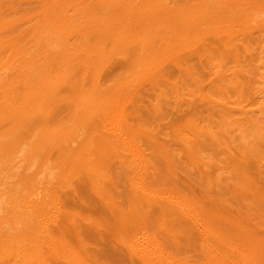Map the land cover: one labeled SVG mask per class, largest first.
Listing matches in <instances>:
<instances>
[{"label":"rangeland","instance_id":"rangeland-1","mask_svg":"<svg viewBox=\"0 0 264 264\" xmlns=\"http://www.w3.org/2000/svg\"><path fill=\"white\" fill-rule=\"evenodd\" d=\"M207 1L169 0L168 10L189 18ZM249 1L264 8V0ZM53 2L0 0V20L8 23L0 32V48L10 37L21 44L30 41L37 33L35 23ZM89 3L60 4L73 13ZM211 27L195 47L165 61L158 79L142 81L124 108L120 141L138 149L146 166L128 151L118 153L108 146L117 137L103 128V133L96 129L53 149L40 161L25 159L34 140L72 122L79 72L60 85L44 111L5 121L1 131H9V136L0 153V183L11 184L10 191H0V202L7 200L5 211L13 212L28 189L36 192L35 214L48 219L56 239L84 249L91 264H140L127 244L140 249L146 241L151 242L150 256L155 254L152 264H214L222 257L213 255L211 233L243 224L264 238V205L254 198L257 193L264 196V27L246 21ZM199 33L193 29L189 35L193 39ZM137 52L150 54L136 44L126 60L116 59L104 69L103 96L117 82L130 79ZM57 72L46 73L50 77ZM71 147L86 157L84 166L91 161L99 169L96 178L82 163L78 169L60 167L72 160ZM98 187L107 196L97 193ZM169 231H175L174 238ZM187 234L193 239L196 235V242L188 243ZM44 250L49 251L47 246ZM246 261L259 264L249 257ZM226 264L238 263L230 258Z\"/></svg>","mask_w":264,"mask_h":264},{"label":"bare ground","instance_id":"bare-ground-1","mask_svg":"<svg viewBox=\"0 0 264 264\" xmlns=\"http://www.w3.org/2000/svg\"><path fill=\"white\" fill-rule=\"evenodd\" d=\"M61 2L62 0H54L48 6L49 13L45 11L46 14L39 17L35 23L37 33L30 41L21 44L10 37L0 48V131L4 129L5 121L24 117L27 119L32 114L44 111L52 103V97L58 94L60 85L71 82L77 72L81 73L76 90L79 94L72 98L77 99L73 100L75 109L72 122L60 127L51 136L46 133L32 142L25 159L33 158L34 162L46 157L53 149L62 148L67 142L73 144L78 138L89 136L96 129L103 133V128L104 132L109 131L108 136L112 134L117 137L108 146L117 149L118 153L128 151L140 164H147L145 160H141L144 158L140 156L138 149L120 141L122 132L120 127L118 129L121 120L125 119L124 108L137 94L142 81L158 79L165 61H173L178 54L195 47L212 31L209 30L212 23L234 24L246 21L264 27V8L259 9L261 5L258 2L249 0H208L189 18L173 16L171 10H168L169 0H91V3L78 10L73 8L75 14L74 10L71 13L67 7L64 8ZM75 6L76 9L79 8ZM88 6L91 9H87ZM7 25V22L0 20V32ZM193 29L195 33H201L191 39L189 33ZM213 29L218 31L219 27L215 26ZM72 37L75 40L73 43ZM136 44L142 45L150 54L143 57L142 53L139 54L143 50L134 54L131 65L133 75L128 77L130 79L117 82L103 96L100 92V75L116 59L126 60ZM50 70L58 72L50 78L46 73ZM108 125L112 127L108 128ZM17 126L9 129L13 131ZM8 134L9 131L6 130L0 132V153L7 148ZM67 138L69 141H62ZM85 149L86 147L83 150ZM72 151L70 152L74 156L78 154L77 157L73 156L71 161L62 163L64 165L60 167L81 166L86 157ZM67 158H70L69 154ZM76 158L79 160L75 161ZM90 162L89 166H84L86 162L82 165L87 167L91 177L96 178L99 169ZM10 187L9 183H0V191L3 193L10 191ZM28 190L13 212L5 211L7 200L0 202V233L4 234L0 235V264L9 261L14 264H91L84 249L76 250L69 245L70 242L60 241L56 239L58 236L50 233L48 219L41 217V213L35 214L37 193ZM102 190L98 187L96 192L107 196V192ZM254 198L264 205L263 195L257 193ZM211 234L214 237L211 241L213 255L222 257L216 262L214 259V264H226L230 258H235L238 264H248V257L264 264V238L249 225H235L228 232ZM169 235L174 238L175 231H169ZM194 236L193 239L191 234H187L185 239L188 243L193 240L196 242L197 236ZM121 242L124 240L121 239ZM150 243L144 242L140 249L127 244L132 253L130 256L139 260L140 264H152L155 254L150 256ZM178 243L184 242L180 240ZM45 246L49 251L44 250Z\"/></svg>","mask_w":264,"mask_h":264}]
</instances>
